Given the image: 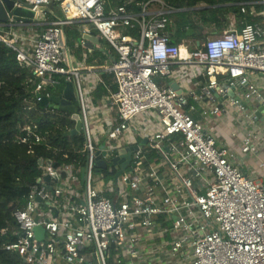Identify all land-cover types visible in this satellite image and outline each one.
Returning <instances> with one entry per match:
<instances>
[{"label":"built area","instance_id":"built-area-1","mask_svg":"<svg viewBox=\"0 0 264 264\" xmlns=\"http://www.w3.org/2000/svg\"><path fill=\"white\" fill-rule=\"evenodd\" d=\"M13 1L0 20V44L33 70L39 101L46 96L52 107H76L84 135L78 163L43 158L42 174L16 208L17 227L1 230L19 264H264V177L249 176L212 128L236 116L245 129L241 152L259 153L256 110L247 103L255 98L264 106V24L246 23L189 48L172 42L170 15L181 9L165 0ZM52 3L62 15L49 11ZM247 5H260L264 15V0L242 2L243 12ZM17 7L34 16L17 19ZM74 23L117 54L100 68L114 76L111 108L120 120L107 128L103 147L92 133L99 110H88L95 87L84 76L94 68L76 65L68 44L65 29ZM192 64L208 79L199 93L157 81L175 65ZM19 129L30 150L44 143L26 117ZM131 147V161L115 180L121 165L114 159ZM99 157L107 164L100 171Z\"/></svg>","mask_w":264,"mask_h":264},{"label":"trees","instance_id":"trees-1","mask_svg":"<svg viewBox=\"0 0 264 264\" xmlns=\"http://www.w3.org/2000/svg\"><path fill=\"white\" fill-rule=\"evenodd\" d=\"M110 1L117 5L122 3L121 0ZM165 1L181 9L170 15V24L175 25L180 36L177 43H180L187 34V27L199 28V23L195 22L191 14L198 17L200 24L211 26L218 15L224 16L229 10L239 12L240 3L251 0ZM200 3L210 7L199 12L182 10ZM249 6L260 8V5ZM48 9L61 14L57 3L50 4ZM80 24L82 23L66 27L69 43L71 38L81 36ZM37 83L38 79L33 70L20 63L12 49L0 44V264H19L23 260L18 253L7 250L2 244L4 236L1 230L8 227L12 231L17 227L15 211L26 201L31 185L42 174L40 158L52 159L57 165H72L80 161L75 152L77 148H81L83 136L69 133L75 126L72 113L38 101L35 93ZM24 117L44 139V143L33 145L32 150L28 144L19 141V124L23 123ZM14 202L17 203L16 208L11 210L10 206Z\"/></svg>","mask_w":264,"mask_h":264},{"label":"crops","instance_id":"crops-1","mask_svg":"<svg viewBox=\"0 0 264 264\" xmlns=\"http://www.w3.org/2000/svg\"><path fill=\"white\" fill-rule=\"evenodd\" d=\"M240 5H241L240 7L241 10L239 12L229 10L224 16L218 15L216 22L213 23L211 26H204L205 34L207 33V29H211V31L209 32L210 34L216 35L222 33L225 30L237 29V28L239 29L246 23L261 22L264 24V15L261 12L262 10L261 7L256 9L255 7L247 5L246 12H243L242 3H240ZM208 7L210 6L209 5L205 6V8ZM60 15H62V10ZM194 18L196 23L199 24L201 23L200 20H198L197 16H194ZM82 34H83V26H82L81 36ZM170 34L173 43L176 44H184L189 46V48H194L195 46L201 44V43L198 44L199 38L197 34L195 35L186 34V36L182 39L180 43H177V40L180 38L178 32L177 34L173 35L171 31ZM80 37H78L77 42L74 43V48L73 51H71V53L76 65L82 67L94 68L93 72L91 73L85 72L84 74H85L86 85L89 87L92 86L95 87L94 90L91 88L90 93L88 94L89 106H93L94 109H98V110L99 108L101 109V111H99L98 119L94 120L92 133L94 139L97 142H99L100 146L103 147V145H105L107 141V136L105 135L107 128L110 125L118 124L120 120L117 115L116 109L111 108L112 94L117 91V84L115 82L114 76L113 74L110 73H104L103 71L100 70V68L113 64L117 54L106 42L101 41V45L100 46L97 45L95 48H90L88 46L81 45L79 40ZM157 81L162 86L165 87L167 86L171 87V83L175 82L178 86V89L180 90V91L178 90L179 92L181 91L188 92L189 90H192L199 93L201 91L202 86L208 82V79L206 75L203 73L201 67L197 66L196 64H192L186 66L175 65L173 67V72L169 76L166 77L158 76ZM247 106L253 110H258V108L260 107L259 101L255 98L252 100L250 104L248 102ZM105 113H108V118H106V116L104 115ZM200 113H201L200 111L195 113V117L202 119ZM232 118L233 119H230L233 120L232 123L231 122L229 123V119H227V120H223L222 124L220 122H216V124L214 125L215 127L212 125V128H214L215 136L218 138L219 136H221V132H222L220 128H223L224 126L228 125L230 129V136L236 141V145L232 146L234 148L233 150L237 151L241 147L243 138L245 136V129L240 127V124L238 123L239 121H237L235 117ZM227 122L228 124H226ZM75 126H76V121H75ZM255 128H259L258 141L261 143L259 153L258 154L248 153L245 155H240V153L238 151L237 152L239 155L238 162H240L241 167L245 170V172L249 176L259 179L261 177H264V173L261 174V172L257 170L258 169L257 166L264 167V120H262L261 118L258 119L256 118V122L254 123L253 129ZM234 133L236 134L234 135ZM81 135L84 138V135L82 133ZM226 135H227L226 137L227 139L229 135L227 133ZM140 143L144 144L143 139L140 140ZM223 143L227 144L225 142ZM150 156L151 158H153L155 154L151 153ZM115 165L117 166L119 164H115ZM120 169L121 168H119V170Z\"/></svg>","mask_w":264,"mask_h":264},{"label":"water","instance_id":"water-1","mask_svg":"<svg viewBox=\"0 0 264 264\" xmlns=\"http://www.w3.org/2000/svg\"><path fill=\"white\" fill-rule=\"evenodd\" d=\"M20 1H22L24 5L29 6V4L26 3L24 0H20ZM4 2H5V4L2 3V1L0 0V20L1 21H6L7 16H8V14H7L8 10H11L13 8V6H14V1L13 0H4ZM190 9H193V8H190ZM185 10L187 11L188 8L183 9V11H185ZM13 12L16 15L17 19H23V16L24 17L26 16V17H28V20H30L34 16V12H32L30 10H27L25 8H22V7L15 8L13 10ZM24 19H27V18H24ZM202 31H204V27L203 26H201L199 30H195L193 28H190L187 31V35H195V34L199 35ZM83 38L88 40V42L86 43V46H88L90 48H95V45H97V44L100 45L101 44L100 39L98 37H96L95 35L83 34ZM198 44H200V40H198ZM171 87L173 89L179 90L178 86H177V84L175 82L171 83ZM230 94L233 95V91H230ZM66 97L69 98V99H72V100H76V98H77L75 94H72L70 92L66 94ZM40 102L43 105H49V99L46 96H42L41 99H40ZM63 109L68 110V111H72V119L76 121V126L69 133L71 135L79 134L82 131V128H83L80 113H78L76 111V107L74 105L65 106V107H63ZM254 113L257 116V119L261 118L262 120H264V106H260L258 108V110H256ZM143 143H146V140H143ZM133 149H134V147H131V148H128V149L127 148H121L120 149V153L121 154H125L126 152H128V153L126 155H124L120 159L118 157L114 159V163L115 164L119 163L121 165V169L115 175V180L117 179L119 174L129 165V163L131 161V158H132ZM42 162H43V158H40L39 165H41ZM47 162L48 163H52L51 160H49V159L47 160ZM53 164H55V162H53ZM106 166H107L106 162L103 161V160H100V157H99V161L97 163V167H98L97 170L100 171V170L106 168ZM82 177L84 178V170H83V173H82ZM45 179L47 181L51 180L50 176H46ZM37 181H40V179H38ZM16 205H17V203L14 202L10 206V209L14 210L16 208ZM40 229L41 228H39V230ZM41 230L43 232V229H41Z\"/></svg>","mask_w":264,"mask_h":264},{"label":"rangeland","instance_id":"rangeland-1","mask_svg":"<svg viewBox=\"0 0 264 264\" xmlns=\"http://www.w3.org/2000/svg\"><path fill=\"white\" fill-rule=\"evenodd\" d=\"M199 7H205L206 6V4L205 3H200L199 5H198ZM82 24H80L79 25V28L80 29H82V26H81ZM68 28V27H67ZM66 28V29H67ZM176 27H175V25H173V29H175ZM211 31V29H207V33L205 34V38L206 37H209V36H213V34H210L209 32ZM79 36H75V37H73V38H71L70 39V43H69V46H70V49H71V51H73V48H74V43L75 42H77V38H78ZM79 55V54H78ZM84 76H85V74H84ZM37 100H38V98H37ZM39 101V100H38ZM88 110H89V112H90V114H93L94 112H95V109L93 108V106H88ZM99 111H101V109L99 108ZM105 116H106V118H108V113H105L104 114ZM236 117V116H235ZM230 119H233L232 117H229ZM229 119V123L231 122L232 123V121L233 120H230ZM136 125H138L139 126V124H136ZM220 130L223 132H221V136H219L218 138V143L220 144L221 142L223 143V142H225V143H227L226 145H228V146H233V145H236V141H235V139H233L231 136H230V129H229V126L227 125V126H224L223 128H220ZM225 132V133H224ZM226 133L229 135L228 136V138L226 139V137H227V135H226ZM223 134V135H222ZM244 134V133H243ZM239 153H240V155H245L244 153H242L241 152V149L239 148L238 150H237ZM257 170H259L260 172H261V174L262 173H264V167H258L257 166ZM97 175V174H96ZM46 210H47V207H46Z\"/></svg>","mask_w":264,"mask_h":264},{"label":"flooded vegetation","instance_id":"flooded-vegetation-1","mask_svg":"<svg viewBox=\"0 0 264 264\" xmlns=\"http://www.w3.org/2000/svg\"><path fill=\"white\" fill-rule=\"evenodd\" d=\"M198 5H199V4H198ZM198 5L195 6V7H191V8H193V9L188 8V10L190 9L191 12H194V10L197 11V12H199L200 10H202L203 8H205V7H199ZM206 5H207V4H206ZM184 9H185V8H184ZM192 10H193V11H192ZM185 11H186V10H185ZM191 16L194 18V16H196V15L193 13V14H191ZM201 26L204 27L203 24H199V28H198V29H195V30H199ZM188 29H189V27H188ZM169 30H170V32L172 31V34H173V35L177 34V30H176V28L173 29V25H172V24H170V26H169ZM198 38H199V40H200V43H202L203 40L205 39V32L202 31V32L198 35Z\"/></svg>","mask_w":264,"mask_h":264},{"label":"bare ground","instance_id":"bare-ground-1","mask_svg":"<svg viewBox=\"0 0 264 264\" xmlns=\"http://www.w3.org/2000/svg\"><path fill=\"white\" fill-rule=\"evenodd\" d=\"M71 89V88H70Z\"/></svg>","mask_w":264,"mask_h":264}]
</instances>
